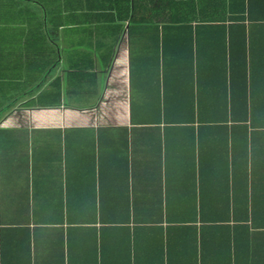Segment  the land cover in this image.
Segmentation results:
<instances>
[{"label":"trees","instance_id":"obj_1","mask_svg":"<svg viewBox=\"0 0 264 264\" xmlns=\"http://www.w3.org/2000/svg\"><path fill=\"white\" fill-rule=\"evenodd\" d=\"M32 1L56 28L60 0ZM81 8L117 29L126 23L131 127L89 133L84 186L35 190V205L13 208L18 219L0 215V232L24 233L18 245L28 249L38 233H55L49 248L60 256L47 264H65L72 232L83 234L74 240L81 262L264 264V0H82ZM142 144L143 161L129 157ZM196 153L200 186L179 170L193 168ZM176 157L183 166L172 175ZM133 177L146 181L130 186Z\"/></svg>","mask_w":264,"mask_h":264},{"label":"crops","instance_id":"obj_2","mask_svg":"<svg viewBox=\"0 0 264 264\" xmlns=\"http://www.w3.org/2000/svg\"><path fill=\"white\" fill-rule=\"evenodd\" d=\"M81 4L82 0H60L54 9V20L59 23L55 28L47 22L50 14L35 1L0 0L3 221L18 219L13 208L35 205V190L40 197L44 187L84 186L83 154L88 151L84 144L88 146L89 133L105 127H131L126 23L117 29L99 19L97 11L85 14ZM134 81L139 88L137 76ZM52 98L54 106L41 104ZM127 153L142 162L144 144L134 152L129 148ZM192 158L193 168L179 170L187 176L193 171L196 179L191 185L200 186L197 153ZM171 161L170 173L177 175V166L183 165L177 157ZM202 171L207 176L209 169ZM136 173L143 171L137 169ZM145 181L133 177L129 184L139 186ZM201 186H211V180L203 178ZM82 236L72 232L65 239V264H94L80 261L81 246L74 240ZM23 237L22 232H0V264H47L60 256V250L49 248L55 233H38L36 239H30L29 249L23 242L18 245ZM105 237L112 236L106 233ZM137 247L143 249V243L138 241Z\"/></svg>","mask_w":264,"mask_h":264}]
</instances>
